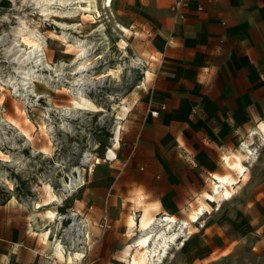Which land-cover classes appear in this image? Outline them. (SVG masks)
<instances>
[{
	"label": "crops",
	"instance_id": "0c3cea01",
	"mask_svg": "<svg viewBox=\"0 0 264 264\" xmlns=\"http://www.w3.org/2000/svg\"><path fill=\"white\" fill-rule=\"evenodd\" d=\"M174 2L128 4L131 15L151 26L147 50L157 57L147 87L126 110L122 148L128 155L119 163L120 173L111 179V168L104 164L98 181L102 188H120L124 199L129 191L141 192L155 215H169L185 196L191 199L186 188L194 180H216L214 174L228 167L236 171L223 159L239 151L254 124L264 123V0H188L181 17L171 9ZM153 110L158 114L152 115ZM256 128L261 130L258 125L251 135ZM253 151L246 158L253 156L252 162ZM96 199L83 187L56 204L86 224V238L76 249L82 256L71 261L61 259L56 243L46 236L42 203L31 207L15 195L0 202V264H125L121 252L135 235L114 222L102 233L97 224L104 204ZM50 234L56 240L63 235L52 226Z\"/></svg>",
	"mask_w": 264,
	"mask_h": 264
},
{
	"label": "rangeland",
	"instance_id": "374dc122",
	"mask_svg": "<svg viewBox=\"0 0 264 264\" xmlns=\"http://www.w3.org/2000/svg\"><path fill=\"white\" fill-rule=\"evenodd\" d=\"M132 1L135 3L136 0H98L101 11L99 17L94 13H91L93 17H82V12L78 11L73 17L50 15L45 19L39 9L34 8L35 4H31L33 0H0V87H5L2 90L5 92V100L0 104V118L6 122H21L19 128L33 137L28 142L13 124H0L6 131L0 135V202L15 195L27 201L31 207L42 203L43 209H54L59 214H65L56 208L55 202L46 204L49 193L44 185L49 184L52 192L62 199L76 195L84 187L91 191L92 196L99 198L96 200L103 202L102 216H106L110 224L114 222L116 227L126 226L127 217L133 213L138 220L144 207L151 206L143 202L141 192L129 191L124 199L120 188H102L98 182L103 178L104 164L111 168V179L120 173L119 163L122 164L128 155L127 149L122 148L128 121L125 118L127 111L124 110L147 87L154 58L157 57L155 52L147 50L151 26L145 24L142 18L129 13L128 4ZM51 6L55 7V4ZM18 14L26 16L28 25L36 27L44 36V49L50 63L53 66L63 63L59 79L55 76L52 82L49 81L55 86V93L50 97H41L39 101H34L36 96L34 99L30 95L25 105L20 104V108L25 110L24 114H20V110L14 107L16 102H21L19 96L13 93L10 86L3 84V79L16 74L13 55L6 48L12 37L11 26L17 24L18 19L14 16ZM6 15L9 20L4 19ZM53 19L78 25L77 28L62 26ZM73 37L90 42L92 68L89 73L95 79L94 83L84 86V91L94 103L105 109L103 112L82 111L72 116H61L53 110L71 104L72 96L64 87L72 80L68 73L73 71V59L77 54V48L71 45ZM134 59L135 63L132 62ZM118 65L121 69L117 74L115 69L119 68ZM38 71L54 75L53 71ZM145 71L150 74L145 85H142L140 81ZM47 107L51 110H45ZM39 112L47 113L43 120L45 124H51L52 129L45 130L41 126L43 124ZM24 115L31 122L24 123ZM62 119L66 121L65 125ZM116 120L121 125L118 133ZM261 121L254 124L241 140V143L244 141L253 147V155L256 157L254 162L248 159L242 161L247 169H244L245 176L225 167L227 170L223 174L229 172L235 178L232 184L233 195L229 199L221 200L219 205L206 199L205 193L211 192L213 179L210 176L202 182L194 180L192 188H186L190 190L191 199L185 196L183 202L177 204L180 207L169 215L177 220L188 221V215L196 208L203 206L204 210L198 221L191 222L188 229L184 226L186 236L183 237L186 240L170 249V261L166 264H264V138L260 133L251 136V129L260 125ZM42 145L47 146V153L38 152ZM108 149L113 150L116 158H107ZM85 154L88 160L84 158ZM227 156H230L231 162L233 154ZM75 167L81 170L82 181L69 190L63 189V182L70 183V179L78 176ZM92 179L97 180L92 182ZM88 184L90 187H87ZM79 196H83V193ZM151 215L161 219L168 214L155 215L151 212ZM68 222L65 220L60 228V224L57 225L55 221L49 224L46 233L53 242L62 241L67 251L69 249L65 245L68 240L64 235L65 230L62 232L61 229L67 228ZM51 226L53 231L57 228L63 233L58 236V240L55 234L49 235ZM133 233L136 236L137 230L130 234ZM163 262L161 264H165Z\"/></svg>",
	"mask_w": 264,
	"mask_h": 264
},
{
	"label": "bare ground",
	"instance_id": "6f19581e",
	"mask_svg": "<svg viewBox=\"0 0 264 264\" xmlns=\"http://www.w3.org/2000/svg\"><path fill=\"white\" fill-rule=\"evenodd\" d=\"M31 4H35L34 8H38L40 15L45 16V19L50 15L57 16L59 18L73 17L78 11L82 12V17H93V14L91 13H94V15L98 17L101 16L98 0H33ZM51 4H55V7L51 6ZM14 17L18 20L16 25L11 26L10 33L12 34V37L10 38L9 45L7 46L6 50L11 52L13 55L12 59L16 63L13 68L16 74L9 76L7 79H3V81L4 84L10 86L13 90V93H15L21 99V102H16L14 107L17 111L20 110V114H24L25 110L24 108H20V104L25 105L30 95L34 97L36 96V100H38L44 96L50 97L51 94L55 93V91H53L55 90V86L50 84L49 81L52 82L53 77L55 76H57V79H59V76L62 75L61 71L63 70V63L60 62L59 64H55V66H53L50 63L44 49L45 41L42 33L36 27H30V25H28V20L25 18L26 16L18 14V16ZM4 19H8L7 15ZM54 21L62 26H71L72 28H77L78 25L75 23L67 24L65 22H58L56 20ZM71 45L77 48V54L73 59V71L68 73L72 76V80L67 87H64L66 91L72 96L71 104L61 106L60 109L53 110L57 111L61 116H72L76 113H82V111L103 112L105 109L94 103L84 91V86L89 83H94L95 79V77H92L91 73H89V70L92 68L90 60L91 53H89V48H91L90 42L84 39L73 37ZM132 62L135 63V59L132 60ZM119 66L120 65H118V67ZM39 69L53 71L54 75L51 73L45 74L39 72ZM120 69V67L115 69V73L119 72ZM149 74V71H145V76L143 80L140 81L142 85L145 84ZM3 89H5L4 86L0 87V104H2L5 100V92L2 91ZM127 109L128 108L125 107L124 111ZM45 110L49 111L51 108L47 107ZM45 112L38 113V116L41 117L43 124L41 126L45 130L52 129L51 124H45L43 120V118H46L47 116V113ZM62 120L64 123L63 125H65L66 121L64 122V119ZM3 122L6 124H13L15 128L20 130L19 132L25 136L28 142L32 141L33 137L30 135V133L19 128L21 122H6L5 119L0 118V124H3ZM23 122L26 123L31 121L28 116L24 115ZM115 123L117 124L116 133H118L121 126L120 121L116 120ZM260 127L261 130L259 132L257 131V128V130L253 129L252 135L255 136L260 133V135L264 138V123H261ZM5 133L6 131L3 129V125H1L0 135ZM115 140L116 143L119 144L117 136H115ZM251 150L252 147L247 142H243L240 144L239 151L234 154L233 162L228 161L229 156H224L225 161L229 164L230 168H234L236 171L243 173L244 169H246V166L243 165L242 161L248 158L247 154ZM1 152L2 151L0 150V153ZM38 152L47 153V146L42 145ZM114 157L115 154L113 150L108 149L107 158L113 159ZM84 158L88 160L87 154H85ZM249 161L252 162V159ZM75 170L78 171V176H74L72 179H70V183L63 182V189L69 190V188H72L74 185L82 181L81 170L78 167H75ZM214 178L216 180L212 181L211 192L205 193V197L209 202H216L219 205L221 200H227L233 195L232 184L235 178L229 172L224 175H219L216 173L214 174ZM44 187L46 192L49 193L48 198H46V204L55 202L56 204L61 205L63 201L61 196L53 193L49 184L44 185ZM203 210V206L196 208L195 211L188 215V221L182 220L181 222L173 215H166L161 219L158 217H153L150 214L149 206L147 205L142 210L143 212L139 220L136 219V215L134 213L129 215L126 221L127 232L130 234L134 230H137V235L122 251L123 258H126V264L163 263L164 258H167L169 255H171L170 249L186 240L183 237L186 236V234L184 233L182 227L185 226L188 229V226L191 222L198 221L199 216L203 213ZM60 215L61 214L56 212L54 209H47L46 216L48 225L54 224ZM61 242L62 241L55 242L58 249L56 248L54 250L56 254L59 255V257H62L61 259L64 258L68 261H71L73 256H82L78 250L67 251Z\"/></svg>",
	"mask_w": 264,
	"mask_h": 264
},
{
	"label": "built area",
	"instance_id": "2783aa9c",
	"mask_svg": "<svg viewBox=\"0 0 264 264\" xmlns=\"http://www.w3.org/2000/svg\"><path fill=\"white\" fill-rule=\"evenodd\" d=\"M187 1L188 0H176V2H174V4L171 7L172 11L175 12L177 16L181 17L183 14L180 12V9L187 6ZM39 100L40 98L38 100L35 99L34 101H39ZM162 108L164 107H161V109ZM151 114L157 115L158 110L151 111ZM69 215H71L70 218L67 216V214H61L57 218V220L60 222V228L63 221L65 220L69 221L67 224V228L61 229V231L63 232L65 230L64 235L66 237V240H68L65 247L69 250H76L78 246H81V244L84 242V239L86 238V224L82 221V219L78 218L73 212H70ZM110 226L111 224L108 218L106 216H102L101 220L98 223V228L101 230V232L104 233L107 229L110 228Z\"/></svg>",
	"mask_w": 264,
	"mask_h": 264
}]
</instances>
